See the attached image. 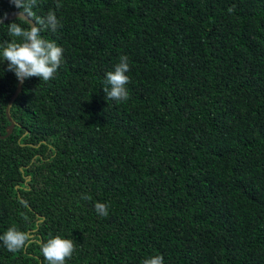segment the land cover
Returning a JSON list of instances; mask_svg holds the SVG:
<instances>
[{"label": "trees", "instance_id": "trees-1", "mask_svg": "<svg viewBox=\"0 0 264 264\" xmlns=\"http://www.w3.org/2000/svg\"><path fill=\"white\" fill-rule=\"evenodd\" d=\"M19 11L0 0V18ZM34 11L55 12L60 27L41 36L63 57L49 81L24 80L0 138V235L34 241L14 253L0 241V264H48L39 242L56 235L75 246L65 264H264V0ZM122 55L129 98L107 100ZM17 84L0 63V135Z\"/></svg>", "mask_w": 264, "mask_h": 264}, {"label": "clouds", "instance_id": "clouds-1", "mask_svg": "<svg viewBox=\"0 0 264 264\" xmlns=\"http://www.w3.org/2000/svg\"><path fill=\"white\" fill-rule=\"evenodd\" d=\"M10 3L20 11L16 19L7 24V34L11 39L0 42V63L6 61L7 70L12 71L21 83L31 77H38L40 81L47 82L54 77L62 63L63 49L55 41L42 38L41 31H56L60 27V21L54 11L43 17L37 16L34 8L38 0H10ZM59 7L60 4L57 3V8ZM7 16L8 13L4 12L3 18ZM0 24H3V19H0ZM129 71L128 57L122 55L114 65V70L106 73L103 91L107 100L122 102L129 98L126 88L130 81L126 74ZM82 199L91 197L82 195ZM95 209L101 216L108 215V206L105 203L96 202ZM0 241L13 253L34 242L30 233L16 227H9L0 235ZM39 247L48 264H65L66 260L71 258L75 246L73 240L56 235L50 236L46 241H40ZM142 264H164L163 256L153 255L145 258Z\"/></svg>", "mask_w": 264, "mask_h": 264}, {"label": "water", "instance_id": "water-1", "mask_svg": "<svg viewBox=\"0 0 264 264\" xmlns=\"http://www.w3.org/2000/svg\"><path fill=\"white\" fill-rule=\"evenodd\" d=\"M17 13L18 12L10 13V14H8L7 18H3L2 17L0 19H3V22H6V21H9V20L15 19ZM22 86H23V83H21L20 81H18L17 88H16L15 92L13 93V95L11 96L10 100L8 101V104H7V107H6V116H7L8 120H9L10 124L6 128V134L5 135H0V138H5V137L9 136L12 133L15 125L17 124L15 122V120L11 116L10 109L12 107L13 102L15 101V99L17 98V96L19 95V93L21 92Z\"/></svg>", "mask_w": 264, "mask_h": 264}]
</instances>
